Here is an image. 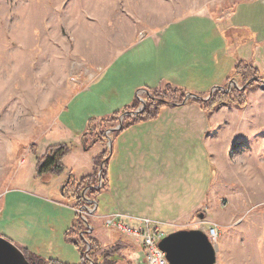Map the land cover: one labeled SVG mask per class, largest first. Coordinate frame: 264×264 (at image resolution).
<instances>
[{
	"label": "rangeland",
	"instance_id": "374dc122",
	"mask_svg": "<svg viewBox=\"0 0 264 264\" xmlns=\"http://www.w3.org/2000/svg\"><path fill=\"white\" fill-rule=\"evenodd\" d=\"M155 6L158 8L154 10ZM236 9L250 12L249 17L231 20L238 25L256 28L259 20H264V0H0V236L43 258L79 264V248L64 237L74 224L72 236L83 239L85 255L93 264L94 260L145 264L141 239L119 228L120 224L138 226L126 219L116 220L108 209H130L148 216L152 204L144 199L156 191L153 210H158V215L147 218L152 231L160 226L165 235L179 229L206 232L216 225V264H264V109L263 114L251 117V107L225 104L213 112L215 118L206 112L205 129L199 123L198 131L193 132L197 115L193 114L185 129L183 115L175 120V114L165 110L191 103L204 109L186 96V101L161 110L157 127L152 126L158 133L148 131V125L138 128L136 133H140L135 137L130 132L118 145L117 136L135 125L114 135L119 130L115 127L137 114L124 111L127 96L134 93L135 110L142 107L150 92L145 86L149 73L157 67L159 54L167 50L147 45L149 61L143 68V63L137 62L126 64V68L119 63L110 70L104 65L139 37L147 35L139 42L154 40L148 34L155 30L151 25L206 14L223 20L220 28L225 34L215 31L216 24L202 27L187 49L189 57L182 67L188 73L199 71V80L179 86L176 81L153 79L152 85L162 90L169 83L208 100L209 93L218 89L213 88L221 86L213 80L228 72L224 88L229 84L240 88L244 84L231 70L233 24L229 15ZM172 51L173 47L169 53ZM180 52L173 54L179 58L183 55ZM177 58L172 56V71L178 70ZM247 83L248 104V93L264 85V74ZM88 85L89 95L79 91ZM118 111L119 122L112 127L109 122H94L93 129H87L88 119ZM81 135L88 145L96 136L101 139L87 153H80L78 146L66 155V169L61 173L35 176L36 155L43 156L49 146L58 143L77 140L79 145ZM211 136L216 156L210 147ZM110 141L113 150L109 156ZM107 160L109 179L105 187L102 180ZM89 174L96 184L94 193L76 207L75 201L72 204L64 199L61 190L71 179L77 181ZM133 184L145 185L141 196ZM86 191H82L85 196ZM213 192L210 201L208 194ZM195 204L199 207L191 216L167 220L183 215L185 208ZM110 219L118 224H109ZM146 227L145 223L142 228ZM87 235L99 241L94 260Z\"/></svg>",
	"mask_w": 264,
	"mask_h": 264
},
{
	"label": "crops",
	"instance_id": "0c3cea01",
	"mask_svg": "<svg viewBox=\"0 0 264 264\" xmlns=\"http://www.w3.org/2000/svg\"><path fill=\"white\" fill-rule=\"evenodd\" d=\"M249 7H250L249 4H247L246 9L249 10L248 9ZM157 8L158 7L155 6L154 10ZM247 15L249 17L250 12L247 11V12L241 13V12H239V9H236L235 12L233 11L229 15L230 23L233 24L232 25V33L233 34L230 37V40L232 42L231 43V45H232L231 57L233 58L234 61H233L231 70H233L235 62L238 59H244L246 61L253 63V65H255L258 69H260L261 72L264 74V20L263 21L259 20V22H261V23L256 28H253L252 26H249V25H243V24L238 25V23H235V21L234 22L231 21L234 18L236 19V17H238V16H242V17L246 16L247 17ZM262 17H264V14L262 15ZM222 21H223L222 19L213 18V17L206 15V14H193V15H188L186 17L184 16L181 18L173 19V20L165 23L164 25H162L161 23L158 25H151V27H155V30H153V32H150L148 34H151L153 36L154 40H152V38H149L147 40L139 42L138 40L145 38L147 35H145L143 37H139L133 43V45L123 49L121 52L114 55L110 60H108L106 63H104V65L106 66L107 70H110L111 68L115 67L119 63H122L123 68H126V64L127 65L129 64V66H131V64L133 65V64H135V62L141 63V64L143 63L141 68L147 67V63L149 61V56H147L148 55L147 54V45H152V47L154 46L153 48L165 49V50H167V52H162L159 54L158 59H157L158 60L157 67H156V65L153 66L154 70L152 73L151 72L149 73L150 74L149 79H147L148 85L146 84L145 86L148 89L155 88L152 85L153 79L154 80L155 79L160 80V81L161 80H168L169 82H172V83L176 81V82H179L178 83L179 86L180 85L185 86V81H188V82L190 80L198 81L200 78L199 71H197V72L193 71L191 73H188V72H185V67H182L184 65L183 62L185 60V57H189L188 54L190 51H187V49H189V47L191 46L190 45L191 43H195L196 38L199 37L197 32L201 31L202 27L209 26V27L213 28V25L216 24L217 27H216L215 31H217V33L222 34L224 36L225 33L220 28ZM136 34L137 33L134 32L133 38L136 37ZM149 43H151V44H149ZM172 47H173V51H172V53H169V50H171ZM179 51H182L180 53H183V55H179V58H177V56L173 53H176ZM143 55H144V60L142 61ZM172 56H175L177 58L178 70H176V71H172L170 69V67L175 62L172 60ZM170 71H172V72H170ZM146 76L147 75L145 74V78H146ZM165 76H167V77H165ZM229 76L230 75H228V72H227L222 78L214 79L213 83L217 82L222 87H224L227 83V79L229 78ZM196 81H194V82H196ZM213 83H211V84H213ZM87 88H89V85L85 88H81V90H83V91H81L80 89H79V91L82 93L86 91V93L89 95L91 88H90V90ZM215 88H217V87H214L213 89H215ZM88 90H89V92H87ZM258 90L259 91H257V92L252 90V91H250V93H248L249 102L247 104L246 109L247 108L249 109L251 107V109H250L251 111L249 113V115H251V117L263 114L264 85L260 86ZM79 95H81V94H79ZM85 96L87 97L86 94H85ZM136 97L137 96H135L134 93L127 96V101L125 104H127L128 107L134 105L136 100H137ZM253 97L255 100H253L251 102V99H253ZM81 101H82V99H81ZM257 103H258V106H257ZM191 104L192 105L184 106V107L179 108V109L175 108V109H171V110H169V109H165V110L167 112L170 111V113H174L176 116L175 120H177V118H179L180 115H183L185 117V123H184L185 129L188 128L187 124H189V119L190 118L193 119L195 117L194 115H197L196 118H194L195 119L194 120L195 126H194V130H192V131L193 132L198 131L199 123L202 124L201 129L204 130L205 125H206V120H205L206 111L201 106H199L198 104H195V103H191ZM254 107H256V109ZM65 108H68V107L65 106ZM224 111H226V110H224ZM188 112L190 113L189 117L186 115ZM234 112H235V110H234ZM246 112H247V110H246ZM195 113H197V114H195ZM212 114H213V116H212ZM212 114H210L209 117L215 118L214 113H212ZM235 115H236V119H237L238 117H237L236 112H235ZM159 120H160V118H157V119H154L153 121L152 120L147 121V123L142 122V123H139L137 125L135 124L134 126L130 127L128 130H126L123 134H120L119 136H117L116 143L119 145V143L125 142L128 138V136H126V135L129 134L130 132L135 133L134 134V137H135L137 135V133H140V132L136 133V130L138 128L141 129L142 127L143 128L147 127L148 125H150V127L146 128V129H148V131L153 132V133H158V130L156 131L152 126L157 127V121H159ZM161 130L163 131V128ZM187 137H188V133L185 132V138H187ZM209 141H210V147L216 156L215 140L211 136V137H209ZM75 142L77 143V140ZM78 144H79L78 146H80V148H78V151L80 153L81 152L87 153L86 151H88V150H86L82 147L81 142ZM81 148H83V149H81ZM118 148L121 149L120 146ZM80 150H82V151H80ZM118 152H119V150H118ZM88 166L91 167V165H88ZM159 179L160 178H158L156 181H159ZM149 184H151V182ZM134 185L138 186L136 191L138 190L137 194L139 196H141V193L143 192V190H145V185L133 184V186ZM187 190L188 189L186 186L185 187V197H188ZM214 193L215 192L211 193L210 195L208 194V196H210V201H211V196L214 197V195H215ZM156 194H157V192L155 191L154 195L152 197L144 199V202L146 201V202H149L150 204H152V206L149 207L148 216L144 215V214L139 215V214L132 213L130 209L123 210V211H117L114 208L108 209V211H109L108 214L114 213L116 220H118V219L119 220L120 219L125 220L126 219V220H129L130 222H132V224L134 226L145 227L144 219L157 218L156 215H158V213H157L158 210H153L154 209L153 204L157 201ZM158 202H159V200H158ZM198 207H199V204L198 205L195 204L194 206L191 207V209L185 208V213H184L185 215L183 214V215L176 216L174 218H167V220L180 218L182 216L189 217L194 213V211ZM142 218H144V219H142Z\"/></svg>",
	"mask_w": 264,
	"mask_h": 264
},
{
	"label": "trees",
	"instance_id": "16d2710c",
	"mask_svg": "<svg viewBox=\"0 0 264 264\" xmlns=\"http://www.w3.org/2000/svg\"><path fill=\"white\" fill-rule=\"evenodd\" d=\"M259 69L253 65L252 63L243 60L238 59L235 62V65L233 67V77H238L241 79L242 84H245L249 81L252 77L259 76L260 75ZM232 77V76H231ZM256 82H251V84H254ZM150 92L146 95L145 99V106L144 108L138 112L135 116H129L128 122L126 124L121 125L119 130L115 131L114 135L119 134L124 129L138 123H142L148 120H153L157 118L160 115L161 110L169 105L178 104L185 100L187 94H189L188 90L183 87H177L173 86L172 84H166L164 89H159L157 87L149 89ZM192 98V101H195L202 105L207 113H213L216 109L221 107L222 105H235L239 108H244L247 105V94L245 89H241L238 87H232L230 91H225L222 89H216L213 94L208 98V100H204L201 98ZM137 103L135 102L134 105L126 108L124 111H134L136 109ZM121 112H114L110 116L107 117H93L88 119V127L87 129H93V123L94 122H100L103 124L104 122H109L112 125H115V122H119V116ZM86 129V131H87ZM84 131L83 133H85ZM87 133H89L87 131ZM86 134V133H85ZM83 134V136H85ZM82 136V135H81ZM82 136V147L86 150H88L91 146H94L97 142H100L101 136L99 138H96L92 141L91 144H86L85 138ZM35 147L36 145L33 144ZM78 145L74 142H64V143H58L52 146H49L46 149V152L43 156H37L36 155V169H35V176L36 177H43L46 173L51 174H59L62 171H64L65 165L63 163V160L66 155L72 153ZM109 152V151H107ZM105 151L104 153L107 154ZM93 159H95L93 157ZM93 174L85 175L80 180H70L65 183L63 186V189L61 190V194L64 197L66 201H71L73 204V201L76 202L74 206H81V203L84 201V198L88 195H92L94 193V177H92ZM104 178L103 182L105 187L107 186V182L109 179L108 176V160L106 161V166L104 168L103 172ZM106 183V184H105ZM102 185V187L104 186ZM87 188V195H83L82 191ZM94 188V189H93ZM76 206V207H77ZM72 230H75L74 224L70 226L66 231L64 236L66 239L73 244H75L81 253V261L79 264H89L90 260L86 257L85 251H84V244L83 239L80 238L77 240L74 236H72ZM87 243H90V257L92 255V259L94 260V253L97 251V238L93 237L92 235H87ZM99 242V241H98ZM26 256V258L31 262V264H69L67 262L61 261L56 258H43L39 256L37 253H34L30 251L28 248H21ZM94 264H104V261H96L94 260Z\"/></svg>",
	"mask_w": 264,
	"mask_h": 264
},
{
	"label": "water",
	"instance_id": "95a60500",
	"mask_svg": "<svg viewBox=\"0 0 264 264\" xmlns=\"http://www.w3.org/2000/svg\"><path fill=\"white\" fill-rule=\"evenodd\" d=\"M247 85L248 83L240 88L245 89ZM217 88L228 92L232 86L229 84L226 88L222 86ZM212 93L213 90L209 93L208 97H210ZM188 97L206 99L196 96L193 93L187 94V98ZM144 106L145 102L142 104V107L128 113L136 114L141 111ZM119 128L120 126H117L114 130ZM109 145L110 156L113 150L111 141ZM158 245L160 249L166 253L168 264H216L217 261V247L210 241L206 232L202 229H179L172 231L165 235L159 241ZM90 262L93 264L92 260H90ZM0 264H31V262H29L19 246L4 236H0Z\"/></svg>",
	"mask_w": 264,
	"mask_h": 264
},
{
	"label": "built area",
	"instance_id": "2783aa9c",
	"mask_svg": "<svg viewBox=\"0 0 264 264\" xmlns=\"http://www.w3.org/2000/svg\"><path fill=\"white\" fill-rule=\"evenodd\" d=\"M146 228L132 227L120 224L119 228L128 235H132L141 239V244L145 249V264H168L166 253L159 247V241L165 236L160 226H156L151 230V221L145 219ZM109 224L117 225L118 223L113 219L108 220ZM206 234L210 241L216 243L218 229L216 225L209 227Z\"/></svg>",
	"mask_w": 264,
	"mask_h": 264
}]
</instances>
